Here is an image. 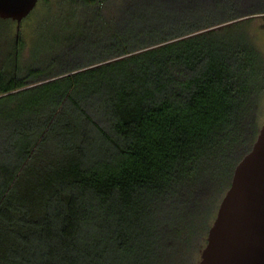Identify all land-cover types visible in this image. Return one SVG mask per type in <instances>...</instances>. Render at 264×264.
I'll return each mask as SVG.
<instances>
[{
  "label": "trees",
  "instance_id": "1",
  "mask_svg": "<svg viewBox=\"0 0 264 264\" xmlns=\"http://www.w3.org/2000/svg\"><path fill=\"white\" fill-rule=\"evenodd\" d=\"M59 5L28 57L0 17V264H197L259 131L264 0Z\"/></svg>",
  "mask_w": 264,
  "mask_h": 264
},
{
  "label": "water",
  "instance_id": "2",
  "mask_svg": "<svg viewBox=\"0 0 264 264\" xmlns=\"http://www.w3.org/2000/svg\"><path fill=\"white\" fill-rule=\"evenodd\" d=\"M38 1L0 0V17L20 23ZM200 264H264V124L235 167Z\"/></svg>",
  "mask_w": 264,
  "mask_h": 264
},
{
  "label": "rangeland",
  "instance_id": "3",
  "mask_svg": "<svg viewBox=\"0 0 264 264\" xmlns=\"http://www.w3.org/2000/svg\"><path fill=\"white\" fill-rule=\"evenodd\" d=\"M50 5H52L54 9H58V6H60L59 0H39L35 8L31 11V13L27 17H25L20 23H18L15 20L11 23V26H9L10 35L12 38L15 37V35H17V33L19 32L22 34L23 41L25 42V50H24L25 57L29 56L30 47L32 45H37L38 44L37 42L40 41L41 35H39V29H38L41 27L40 23L41 22L43 23L45 18H48L50 14H53L52 10L49 8ZM3 24L4 23L0 22L1 26H3ZM246 26H247L246 27L247 31L252 35L257 47L260 49V51L264 55V13L256 14V16L252 17ZM62 34L64 35L63 32ZM3 45H4L3 46L4 50H7L10 48L9 46L10 44L9 42H7V40H4ZM256 108H257L256 117L259 123V131H260L262 125L264 124V90L261 92L258 98V104ZM259 131H258V134H259ZM206 243H207V237H206L205 244L203 245L199 254L197 255V264H200L202 250L205 247Z\"/></svg>",
  "mask_w": 264,
  "mask_h": 264
}]
</instances>
